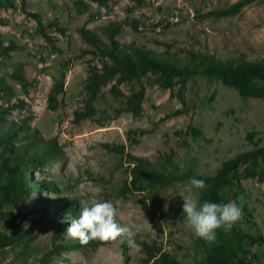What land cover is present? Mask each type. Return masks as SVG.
I'll return each instance as SVG.
<instances>
[{"label":"rangeland","instance_id":"374dc122","mask_svg":"<svg viewBox=\"0 0 264 264\" xmlns=\"http://www.w3.org/2000/svg\"><path fill=\"white\" fill-rule=\"evenodd\" d=\"M11 1L12 8H0V125L25 130L16 132L15 148L55 139L62 154L48 166L27 164L33 168L25 174L30 196L0 208V234L21 236L0 250V264H39L45 254L48 264H152L162 254L192 262L207 242L185 224L187 181L150 189L138 166L170 161L180 170L213 175L224 161L264 144V101L202 76L180 90L161 88L146 75L137 82L110 78L87 106L86 79L101 69L98 48L108 44L112 24L119 46L175 59L264 60V0L219 19L205 14L241 0ZM81 28L96 36V47L82 39ZM141 90V111L134 115L126 102ZM5 181L0 153V192ZM220 195L240 207L244 233L264 236V180L233 182ZM93 200L114 202L116 220L134 231L139 253L119 237L90 246L67 236L72 216ZM54 237L72 248L54 252ZM243 247L250 264H264L262 246L246 240Z\"/></svg>","mask_w":264,"mask_h":264},{"label":"trees","instance_id":"16d2710c","mask_svg":"<svg viewBox=\"0 0 264 264\" xmlns=\"http://www.w3.org/2000/svg\"><path fill=\"white\" fill-rule=\"evenodd\" d=\"M101 6L103 0H92ZM254 0H241L226 9L210 11L205 17L214 19L227 18L238 12L244 5ZM11 0H0V8H12ZM113 24L109 25L106 33L109 42L103 48H98L101 61L100 71L90 70L85 83V91L88 94L87 106L93 102L100 86L107 80L117 76V82L139 81L148 75L154 84L164 89H171L175 85L182 90L185 84L195 76H202L211 81H217L227 88H232L243 98L260 99L264 101V60L258 62H220L211 56H198L190 54L186 59H175L164 53L157 55L150 50L141 49L133 46H119L113 40L116 29ZM79 35L89 45L96 47L98 39L88 30L81 28ZM143 98L142 90L135 92L128 97L126 110L138 115L141 111ZM54 92L51 93L49 101L50 108H54L52 100ZM5 113L0 110V121ZM87 112L84 117L88 118ZM21 125L8 122V125H0V153L2 156V166L6 181L1 185L0 208L8 203L17 202L30 196L29 188L26 187L25 174L32 171V166H48L62 154L55 139L45 143L33 141L29 145H18L16 132H25ZM29 138L31 133L26 131ZM253 133H248L247 140H251ZM139 175L142 176L145 184L150 189L163 187L174 181H188L195 176L204 179L208 185V190L200 194V200H211L218 203L228 201L221 197L220 193L233 182L242 179H254L261 183L264 180V144L255 146L254 149L241 152L234 157L224 161L213 175L202 176L191 170H180L178 165L167 161L159 166L151 165L148 162H141L138 166ZM42 185V184H38ZM33 190L35 185L30 186ZM55 203L58 201L54 200ZM51 207V206H50ZM66 207V206H64ZM68 208V207H66ZM72 217H77L76 215ZM21 238L20 235L0 234V250L13 245ZM60 238L54 237V252H59L65 247L58 244ZM252 245L263 247L264 257V236L252 237L243 232L238 222L229 233L218 230L217 240L214 243H207L202 249L199 257H195L192 262L176 263V260L169 255L162 254L154 259L152 264H250L245 259L246 249L243 247L245 241ZM106 241H90V246L103 245ZM49 255L45 254L39 264H48ZM155 258V255H152Z\"/></svg>","mask_w":264,"mask_h":264},{"label":"clouds","instance_id":"9594fccd","mask_svg":"<svg viewBox=\"0 0 264 264\" xmlns=\"http://www.w3.org/2000/svg\"><path fill=\"white\" fill-rule=\"evenodd\" d=\"M182 213L186 226L196 238L207 243L217 240L218 230L229 233L241 217V209L235 202L218 203L200 200V194L208 190L204 179L191 177L185 184ZM118 208L111 200H93L79 210L66 230L68 237L81 245L90 241H109L118 237L126 239L127 245L140 252L141 245L135 240L134 231L117 222Z\"/></svg>","mask_w":264,"mask_h":264}]
</instances>
